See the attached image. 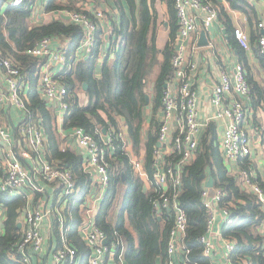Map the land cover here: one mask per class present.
Wrapping results in <instances>:
<instances>
[{
  "label": "trees",
  "instance_id": "trees-1",
  "mask_svg": "<svg viewBox=\"0 0 264 264\" xmlns=\"http://www.w3.org/2000/svg\"><path fill=\"white\" fill-rule=\"evenodd\" d=\"M64 0H49L47 11H81L75 3H63ZM168 3L172 16L170 23V41L162 50L163 60H159L160 51L156 46L155 0H114L119 19L110 18L108 32L110 43L109 55L101 70L96 75L100 46L105 41V32L98 25L96 41L88 56L74 62L84 32L80 25L59 18L47 24H32L34 2L26 0L19 7L8 5L9 0H0V51L21 65L26 80L29 82L28 106L25 121L45 130L48 138L46 158L55 166L71 172L76 183L73 198L79 203L66 211L64 227L68 231L70 243L83 254L86 263L88 249L80 235L84 220L81 205L93 189L90 176L83 169V158L71 148L62 149V137L56 125V116L40 98L37 92L39 72L45 60L26 54L27 49L35 46L45 37L68 39L64 50L68 62L57 75L68 88L66 102L68 109L64 113V130L83 128L104 148L109 163V183L100 201L96 224L106 233L109 242L117 244L115 261L122 264H166L170 231L174 217L170 211L157 214L153 200L159 197L161 190L155 181V151L158 144L162 97L165 85L172 79L174 68L172 59L175 54L174 41L178 34L176 0H164ZM231 10L245 13L252 25V52L258 59L264 74V55L260 53L258 38L260 33L254 29L257 24V11L249 0H226ZM221 7V5H219ZM219 18L228 30L229 45L247 69V80L251 87V109L254 112L255 127L264 133V125L256 118V111L264 115V77L261 82L254 78L249 64L247 51L234 37V27L224 7L219 9ZM113 54L114 58H110ZM73 60V59H72ZM73 62V63H72ZM158 69L155 77L153 74ZM152 84L150 93L148 86ZM87 85L89 98L86 105L80 102V93ZM150 96L151 115L148 118L146 96ZM121 122L127 127L129 140L135 154L139 157L144 150V169L151 183L146 190L144 181L135 171L131 157L126 149V142L121 137ZM149 128L145 133V125ZM106 129L104 134L103 129ZM112 139V146L105 145V137ZM240 170L249 173L253 170L257 183L264 190V177L252 158L237 161ZM3 174L0 165V177ZM202 175H205L202 178ZM207 176L214 178V188L220 189L223 196L220 206L229 211L233 222L221 229L223 237L234 243L230 260L234 264H264L263 246L264 208L259 196L246 189L240 175L231 174L219 149V136L215 123L208 125L202 135L195 158L184 167L179 202L187 213L190 228L187 230L185 246L189 264H212L211 258L204 255L201 237L206 232L208 211L204 206L202 192L206 187ZM126 187L122 208L117 222L110 220V213L117 204L118 189ZM0 204L7 209L4 231L0 234V264H24L21 255L16 252V243L22 231L18 228L19 218L27 201L22 196H11L0 191ZM128 218L130 224H126ZM58 237V227L55 230ZM14 255L12 257L11 255ZM123 255V257H122Z\"/></svg>",
  "mask_w": 264,
  "mask_h": 264
},
{
  "label": "built area",
  "instance_id": "built-area-1",
  "mask_svg": "<svg viewBox=\"0 0 264 264\" xmlns=\"http://www.w3.org/2000/svg\"><path fill=\"white\" fill-rule=\"evenodd\" d=\"M25 1L10 0L8 5L19 7ZM175 8L178 34L174 41L176 50L172 59L174 75L167 83L162 97V117L158 132L160 146L155 151L154 163L155 181L161 193L158 198H154L153 208L157 214L166 210L170 211L174 217L166 264H189L188 253L190 251L186 248L184 241L187 230L190 228V221L180 205L179 196L183 169L197 154L203 127L213 121H226L219 138L220 152L226 164L246 157L252 158L255 151L261 155L260 148L264 145V133L255 127L250 117L251 110L247 105L251 103V87L242 63L235 66L233 74L229 71L221 73L220 81L212 92L215 111L206 122L199 120L198 96L191 80V73L197 68V64L190 56V48L192 47V50L196 48L193 37L199 36L201 29L208 31L219 19V7L212 0H176ZM60 13L62 16H70L72 22L82 27L84 38L77 53L89 54L96 41L98 21L104 19V12H92L90 9L82 8L81 11H60ZM257 27L261 31L258 46L260 53L264 55V21H259ZM234 37L242 48L250 49V37L243 29L235 28ZM52 41L53 38L45 37L35 46L27 49L26 54L49 63L57 62L65 67L68 62L67 54L61 48L53 47ZM0 69L5 73L8 88L5 92L0 86V108L9 102L26 114L28 111V81L21 65L4 56L0 51ZM38 93L48 104H57L62 114L67 111L68 88L55 74L47 70L39 72ZM20 133L24 136L27 147L20 152V155L14 154L13 151L12 154H6L5 173L0 181V190L11 196L22 195L30 191L37 193L39 197L33 206H28L24 211V228L20 240L16 243V252L21 255L24 264H31L32 257L44 251L46 242L42 228L44 221L49 219L50 213L53 212L56 218L55 227L56 225L58 227V244L53 253V264H79L81 262L80 253L70 243L68 231L64 227L66 211L73 209L80 199L73 198L76 193L73 175L67 169L55 166L46 158L47 138L42 128L35 126L30 120L24 121ZM72 136L77 141V146L85 152L84 171L90 176L93 188L102 189L103 195L110 179L109 163L106 160L104 148L83 128H74ZM8 137L7 131L0 127V148L1 141L8 140ZM104 144L112 146L111 137L106 136ZM162 149L166 150L165 153ZM166 156H169L167 160H165ZM26 159L33 161L35 164L33 169L24 164L23 160ZM131 162L141 178L147 175L139 159H131ZM238 175H240L243 186L259 196L264 208V190L253 182L254 171L249 173L241 169ZM42 182L57 184L62 196V204L66 207L65 211L61 206L48 208ZM222 196V191L217 188L210 189L206 186L202 192L203 203L208 211V220L206 232L200 241L204 245V255L210 257L211 261L215 256L211 235L214 233L218 216L222 217L223 226L233 222L229 211L219 204ZM101 197H95L92 189L81 205L84 210V220L80 235L88 249L85 264H109V257L116 253L117 244L115 242L105 244L103 241L107 235L96 224ZM2 215L0 207V233ZM53 230L52 222L50 232ZM262 233L264 235V226ZM221 236L225 246L224 260L227 264H234L230 260L234 243L225 239L222 233ZM11 256L14 257L13 254Z\"/></svg>",
  "mask_w": 264,
  "mask_h": 264
},
{
  "label": "crops",
  "instance_id": "crops-1",
  "mask_svg": "<svg viewBox=\"0 0 264 264\" xmlns=\"http://www.w3.org/2000/svg\"><path fill=\"white\" fill-rule=\"evenodd\" d=\"M10 1V0H9ZM32 1V0H31ZM214 1L219 9L222 7L225 8L228 16L230 17V20L233 24L234 29L235 28H241L243 31H245L249 37H250V49L246 50L248 57H249V64L252 68L254 78L256 81L261 82L264 74L262 73V70L259 66L258 59L253 54L252 50V25L245 13L237 12L234 10H231L229 7V4L226 2V0H212ZM256 8L257 11V23L259 21H264V0H249ZM33 2V1H32ZM75 3L76 6L90 9L92 12L95 11H102L104 12V19L102 21H98L100 24V27L102 30L106 33L105 34V41L100 46V57L98 59L97 69H96V75L99 77L101 75L102 66L109 55L110 50V43L108 40V32H110L111 23H110V17L113 19H119V13L117 10V7L114 3V0H68V3ZM48 0H36L34 2V8H33V14H32V24L39 25L41 23L47 24L54 20L61 18H64L62 14L58 11H47ZM124 5L127 8V5L125 3V0H123ZM221 5V7L219 6ZM154 9H155V16L157 18L156 20V46L160 51L159 54V60H163V54L161 53L162 50L166 47V45L169 43L171 37H170V23L172 22V16L169 12V6L168 3L164 0H155L154 2ZM254 29L258 30L256 21L254 20ZM259 31V30H258ZM208 38L210 41L209 46L205 47H197V41L199 39V36L193 37V42L196 44V48L192 50V47L190 48V56L194 61H196L197 68L191 73L192 76V84L197 92L198 96V109H199V120L201 122H206L210 116L213 115L215 111V106L212 103V92L214 87L219 83L220 81V75L223 71H229V73H234V68L238 63H241L239 60V57L237 56L235 50L231 48L229 45V39H228V30L226 25L223 23L220 18L213 24V26L207 31ZM261 34V31H259ZM68 42V39H59V38H53L52 45L55 48H61L64 50L65 44ZM88 56V54L84 53H77L76 55L71 59V61H78L81 59V57ZM110 58H114V55L111 54ZM73 63V62H72ZM64 67L60 65L57 62H47L45 61L44 65L42 66L40 71H50L51 73L55 74L56 76L59 75ZM247 70V69H245ZM158 73V69L155 70L153 77L156 76ZM247 73V71H246ZM0 86L2 89L7 92V84L5 80V73L3 70L0 69ZM148 89L151 93L153 86L150 83L148 86ZM28 91H29V82H28ZM84 89L83 92L80 93V102L82 105H86L88 103V96ZM37 92H38V86H37ZM39 94V93H38ZM28 95V92H27ZM40 96V95H39ZM41 98V97H40ZM239 98V97H235ZM28 100V97H27ZM231 100V99H229ZM150 96H149V102L147 104L148 107L146 109V114L148 118H150L151 115V107H150ZM53 113L56 116V125L58 127V131L61 134L62 137V149L65 148H71L74 150L79 156L84 158L85 152H83L78 146L77 141L72 136V130H64L63 129V122H64V114H62L58 110L57 104H47ZM249 109L251 110V119L254 116L253 109H251V103L247 105ZM25 115L21 110H19L17 107L11 105L9 102H6L1 108H0V127H3L7 133L9 134L8 140L1 141V148H0V165L3 170V174L0 177H3L5 173V164L4 160L6 158V154H14L20 155V152H22L23 149L27 147V142L24 138V136L20 133V128L25 121ZM162 117V110L158 113V118L161 120ZM256 118L257 121L264 125V115L261 110L256 111ZM225 120H218L213 121L212 123L216 124L218 136L220 138L222 134L223 127L225 125ZM252 123L255 124L254 118L252 119ZM121 128L122 133L121 136L126 142L127 151L131 157V159H135L138 156L135 154L134 149L131 145V142L129 140V136L127 133V127L121 122ZM149 128V123L147 122L145 125V133L147 132ZM208 124H205L203 127L202 135L207 131ZM44 130V129H43ZM45 132V130H44ZM46 135V134H45ZM125 135V136H124ZM200 136V139L202 137ZM47 137V136H46ZM106 138V137H105ZM48 141V138H47ZM47 146V143H46ZM129 146V147H128ZM264 148V145L262 146ZM220 149V148H219ZM13 151V152H12ZM166 150L162 149V152L165 153ZM144 150L142 149L139 154V160L144 165ZM169 156L165 157V160H167ZM253 161L257 164V168L260 171L261 175L264 177V172H262L261 167L264 165V156H261L260 154L255 151L252 155ZM24 164L30 168H34V163L31 160H23ZM229 167V171L231 174L238 175L240 171V167L237 162H229V164H226ZM144 168V167H143ZM145 171V170H144ZM210 176H207L206 183L208 181ZM142 180L144 181L145 189L148 190L151 187V183L148 180L147 175L142 176ZM42 185L45 187V193L44 198L46 200L48 208H51L53 206L58 207L61 206L63 211H65L66 207L62 204V196L60 194V189H58L57 184H50L46 182H42ZM1 191V190H0ZM102 189L99 187L93 188V194L95 197H100L102 195ZM106 191V190H105ZM126 193V187L124 185H121L118 189V195H117V204L116 206L111 210L110 213V220L113 223L117 222L118 214L120 213V210L122 208L123 204V198ZM25 194V195H24ZM19 196V195H18ZM27 201L26 207H24L22 214L19 218L20 227H18L21 231H23L24 228V211L28 206H33L35 204V201L38 199L39 195L37 193H32L30 191H26L22 195ZM100 198V201L102 199ZM99 201V204H100ZM98 204V207H99ZM0 207L2 209L3 215L1 219V233L4 231V222L7 217V209L0 204ZM82 209V207H81ZM83 210V209H82ZM113 214L115 216L112 218ZM56 218L53 216V212L50 213L49 219H46L43 224L42 233L45 236V248L44 251L41 254L34 255L32 257L31 264H53V253L54 250L58 244V237L56 236L55 230V224H56ZM53 222L54 230L50 232V224ZM126 224L129 225L130 222L128 218H126ZM223 227V219L221 216H218V220L214 226V233H212V241H213V247L215 256L212 259L213 264H227V262L224 260V253H225V246L224 241L221 236V229ZM262 231V229H261ZM0 233V234H1ZM22 235V233H21ZM21 238V237H20ZM52 238L53 244L51 247V251L48 252L49 249V239ZM80 253V252H79ZM116 254V253H115ZM115 254L113 256H110L108 259L109 264H116L115 261ZM81 262L79 264H83V254L80 253ZM123 257V255H122ZM122 264H127L123 258Z\"/></svg>",
  "mask_w": 264,
  "mask_h": 264
},
{
  "label": "water",
  "instance_id": "water-1",
  "mask_svg": "<svg viewBox=\"0 0 264 264\" xmlns=\"http://www.w3.org/2000/svg\"><path fill=\"white\" fill-rule=\"evenodd\" d=\"M63 17L67 20H70V16H66V15H63ZM197 47H205V46H209L210 45V41H209V38H208V33H207V30L206 29H201L200 31V34H199V39L197 41ZM165 87H167V84L165 85ZM84 89L86 90L87 89V85L85 84L84 85ZM146 100H147V103L149 102V96L147 95L146 96ZM103 132L104 134H106V129L104 128L103 129ZM157 146L159 147L160 144L158 143ZM205 175H202V178H204ZM214 178L212 176L209 177L207 183H206V186L210 189H213L214 188ZM20 223L18 224V227H20ZM105 244H108L109 243V239L106 238L104 241H103ZM52 244H53V240L52 238L49 239V249H48V252L51 251V247H52Z\"/></svg>",
  "mask_w": 264,
  "mask_h": 264
},
{
  "label": "rangeland",
  "instance_id": "rangeland-1",
  "mask_svg": "<svg viewBox=\"0 0 264 264\" xmlns=\"http://www.w3.org/2000/svg\"><path fill=\"white\" fill-rule=\"evenodd\" d=\"M63 3H68V0H64ZM252 119H253V118H252ZM124 136H125V135H124ZM121 137H122V136H121ZM128 147H129V146H128ZM260 150H261V155L264 156V148L261 147ZM135 159L137 160V159H139V157H137V158H135ZM228 166H229V165H228ZM228 168H229V167H228ZM261 170H262V172H264V165H262ZM114 207H115V206H114ZM114 207H113V208H114ZM113 208H112V209H113ZM114 216H115V214H113L112 218H113Z\"/></svg>",
  "mask_w": 264,
  "mask_h": 264
}]
</instances>
